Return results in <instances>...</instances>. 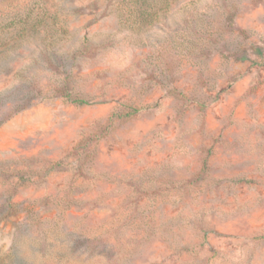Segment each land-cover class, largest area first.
Masks as SVG:
<instances>
[{
    "label": "rangeland",
    "instance_id": "1",
    "mask_svg": "<svg viewBox=\"0 0 264 264\" xmlns=\"http://www.w3.org/2000/svg\"><path fill=\"white\" fill-rule=\"evenodd\" d=\"M0 264H264V0H0Z\"/></svg>",
    "mask_w": 264,
    "mask_h": 264
},
{
    "label": "trees",
    "instance_id": "2",
    "mask_svg": "<svg viewBox=\"0 0 264 264\" xmlns=\"http://www.w3.org/2000/svg\"><path fill=\"white\" fill-rule=\"evenodd\" d=\"M122 3H126L129 5L130 8L134 7V6H138L141 5L142 7L146 6V8H155L156 6H158L159 4H163V5H167L169 6L172 0H121ZM147 9H142V10H133L130 11V16H136L137 18H140L143 20V22H150L151 24L154 23L156 21V16L150 12L146 11ZM67 88V86H66ZM66 88H64V90H59L61 95L66 98L67 100H69L70 102L74 103V104H86L87 102L85 100H82L80 98H75L74 96H72L71 94H69L66 91ZM133 109V108H132ZM139 112L138 108H134L132 110V112H129L127 116H134L136 113Z\"/></svg>",
    "mask_w": 264,
    "mask_h": 264
}]
</instances>
